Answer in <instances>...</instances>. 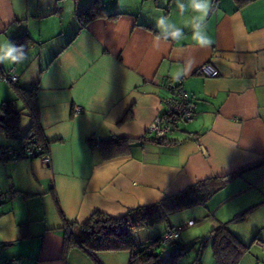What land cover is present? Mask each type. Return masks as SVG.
Masks as SVG:
<instances>
[{
  "label": "crops",
  "instance_id": "obj_1",
  "mask_svg": "<svg viewBox=\"0 0 264 264\" xmlns=\"http://www.w3.org/2000/svg\"><path fill=\"white\" fill-rule=\"evenodd\" d=\"M91 1L0 0V45L23 46L27 55L0 63V104L24 107L2 78L13 68L20 88L36 87L51 158L45 165L40 156L0 153V190L14 191L0 200V264H127V251L99 252V263L78 247L64 251V221L78 236L96 210L119 217L264 158V0H210L207 46L192 39L200 14L190 0H179L183 13L177 0H102L106 15L77 31V15ZM160 17L182 29L180 40L168 36L175 29L167 22L157 26ZM204 62L218 75L198 74ZM182 76L196 115L167 133L173 142L157 143L147 127L167 109L166 83ZM28 118L24 133L0 131V149L19 146ZM112 138L126 140L123 153ZM245 175L240 187L261 181L256 204H264V163L231 181ZM202 252L197 264H205ZM209 257L216 264L212 251Z\"/></svg>",
  "mask_w": 264,
  "mask_h": 264
},
{
  "label": "trees",
  "instance_id": "obj_2",
  "mask_svg": "<svg viewBox=\"0 0 264 264\" xmlns=\"http://www.w3.org/2000/svg\"><path fill=\"white\" fill-rule=\"evenodd\" d=\"M105 15L102 0H92L77 15L79 24L77 31L83 29L91 20ZM14 86L19 98L23 100L24 107L17 109L14 101H3L0 104V131L9 137H15L20 130V118L25 109L30 117V125L27 132L20 137L17 149L21 148L22 143L29 139H34L46 148V142L42 139L37 118L36 87L22 89L19 85ZM126 118H128V114L122 120ZM152 139L157 143L173 142L166 137L154 136ZM109 141L120 147L118 152H124L123 147H126V140L112 138ZM4 148L3 150L0 149V153L5 154V157L10 156L14 159L13 156L4 151ZM262 163H264V158L256 164L244 166L234 172L198 181L175 194L165 196L157 202L130 208L119 217L96 210L81 224L78 236L74 235L71 224L64 221L67 232L64 251L70 246L78 247L97 263H99L97 259L99 252L127 251L129 253L127 264H178L179 256L184 250L183 243L178 237L167 244H162L160 239L164 232L150 237L147 232H144V229L156 223L167 221L170 215L178 211L197 205L206 206L211 197L225 187L229 181ZM9 190L13 191L11 188ZM238 218H243V215L234 216L232 221H238ZM209 241H211V251L216 264H238L242 255L249 249V246L229 228L228 222H220L210 230L206 237L196 238L190 242L192 245L197 242L200 243V249L194 261L199 258V254L203 251L202 248Z\"/></svg>",
  "mask_w": 264,
  "mask_h": 264
},
{
  "label": "rangeland",
  "instance_id": "obj_3",
  "mask_svg": "<svg viewBox=\"0 0 264 264\" xmlns=\"http://www.w3.org/2000/svg\"><path fill=\"white\" fill-rule=\"evenodd\" d=\"M8 88L16 91V87L10 83H6ZM16 97V94L11 96ZM29 118L26 112L21 114V129L19 132L24 133ZM9 140V139H8ZM262 175V174H261ZM261 175L258 176L259 179ZM257 177H254L256 179ZM248 176L240 177L236 181H229L225 187L217 191L206 206H193L169 216L168 221H162L153 226L144 229L150 237H154L168 224L178 226L181 222L187 219H193L194 225L181 229L178 239L183 243L184 250L179 256L178 264H197L194 262L197 252L200 249V243L192 245L190 242L196 238L206 237L210 230L217 226L219 221L230 220V228L239 230L242 233L241 240L249 246L240 258L238 264H264V204L257 203L260 198L259 188L262 186L261 181L250 188H241V184H245ZM258 202V201H257ZM253 203V204H252ZM243 215V218L233 220L234 216ZM239 232V233H240ZM256 238V239H255ZM211 241L203 247L204 263L210 260L211 255ZM202 252V253H203Z\"/></svg>",
  "mask_w": 264,
  "mask_h": 264
},
{
  "label": "built area",
  "instance_id": "obj_4",
  "mask_svg": "<svg viewBox=\"0 0 264 264\" xmlns=\"http://www.w3.org/2000/svg\"><path fill=\"white\" fill-rule=\"evenodd\" d=\"M196 72L206 77H215L218 75V70L211 63L204 62L200 64ZM5 82L18 85V73L12 68L3 73L2 76ZM184 76L180 77L178 83L173 84L167 82L166 87L171 91V96L167 98V109L163 115L157 116L147 127V132L155 137H165L167 133L171 132L180 122H190L196 115L195 103L189 98L188 92L184 89L182 81ZM79 107L73 109L74 115L78 114ZM4 151L14 158L20 155L25 156H40L45 165H50V153L43 144L37 143L34 139H29L22 143L21 148L5 147ZM14 197L12 190L1 191L0 200ZM195 223L193 219L183 221L178 226L165 231L161 236V243L167 244L171 240L179 236L181 229L191 226Z\"/></svg>",
  "mask_w": 264,
  "mask_h": 264
},
{
  "label": "clouds",
  "instance_id": "obj_5",
  "mask_svg": "<svg viewBox=\"0 0 264 264\" xmlns=\"http://www.w3.org/2000/svg\"><path fill=\"white\" fill-rule=\"evenodd\" d=\"M192 9L198 12L200 15L194 18L193 23V36L192 39L196 44L200 46H207L211 44V39L207 36L205 32L206 25L204 20L207 17L210 10V0H190ZM177 7L180 12L185 11V4L177 0ZM167 19L165 17H160L157 20V26L161 29L165 26ZM168 23V22H167ZM170 27H174V31L168 33L173 40H180L183 36V31L180 28H176L173 24L168 23ZM27 59V55L23 50V46H17L11 43L0 45V63L8 61L12 64H18Z\"/></svg>",
  "mask_w": 264,
  "mask_h": 264
},
{
  "label": "water",
  "instance_id": "obj_6",
  "mask_svg": "<svg viewBox=\"0 0 264 264\" xmlns=\"http://www.w3.org/2000/svg\"><path fill=\"white\" fill-rule=\"evenodd\" d=\"M202 150H203V148H202Z\"/></svg>",
  "mask_w": 264,
  "mask_h": 264
}]
</instances>
